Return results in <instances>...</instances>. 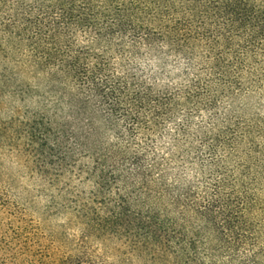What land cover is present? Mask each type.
Returning a JSON list of instances; mask_svg holds the SVG:
<instances>
[{"label": "trees", "instance_id": "16d2710c", "mask_svg": "<svg viewBox=\"0 0 264 264\" xmlns=\"http://www.w3.org/2000/svg\"><path fill=\"white\" fill-rule=\"evenodd\" d=\"M143 61L176 74L162 87ZM9 79L95 191L121 194L91 210L75 250L21 229L0 245L3 264H120L87 244L117 230L149 264H264V117L248 113L264 83V0H0V84ZM168 121L180 159L200 145L201 176L169 179V227L143 206L163 178L149 131Z\"/></svg>", "mask_w": 264, "mask_h": 264}, {"label": "rangeland", "instance_id": "374dc122", "mask_svg": "<svg viewBox=\"0 0 264 264\" xmlns=\"http://www.w3.org/2000/svg\"><path fill=\"white\" fill-rule=\"evenodd\" d=\"M141 64L147 68L152 65L151 69L160 71L156 70L157 64L154 62L143 61ZM176 71L169 67L167 61L164 71L159 72L163 73L160 86L169 85V75L176 74ZM21 89L24 91H19V87L10 79L5 86L0 84V245L4 241L8 243L12 234L23 229L37 231L45 238L50 233L54 234L59 241L56 245L64 250H75L87 217H93L91 210L99 211L104 206L110 209L111 203L118 200L121 194L120 185L112 184L95 191L89 175L80 174L77 164H74L77 155L70 156L68 149L61 151L52 144L59 137L55 129L57 126L52 124L49 127L45 123L41 106L33 98L27 97L29 89ZM252 96L248 100V113L264 117V83ZM208 123L209 114L195 117L190 132L200 124L204 126ZM175 126L168 121L157 130L149 131L150 153L162 162L155 174L163 178L159 185L153 186L157 195L144 200L143 205L159 212L168 227L169 179L176 175L187 184L201 177L199 161L194 160L200 145L195 143L190 152L188 150L186 156L189 159H180L178 150L171 145ZM46 135H49L48 140ZM65 147L69 148L68 145ZM184 147L187 148L186 145ZM162 190L164 194H160ZM134 202L136 205L140 200ZM83 205L90 211L84 210ZM117 225L120 227V224ZM122 232L117 230L118 234L113 237L92 239L87 244L95 253L103 254L106 251V256L102 258L108 262L149 264L148 253H132L126 248L128 246L126 240L121 238ZM42 243L47 244V240L42 239ZM8 259L9 255L0 250V264Z\"/></svg>", "mask_w": 264, "mask_h": 264}]
</instances>
